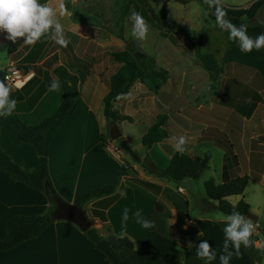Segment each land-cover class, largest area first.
I'll return each mask as SVG.
<instances>
[{"label":"crops","instance_id":"1","mask_svg":"<svg viewBox=\"0 0 264 264\" xmlns=\"http://www.w3.org/2000/svg\"><path fill=\"white\" fill-rule=\"evenodd\" d=\"M260 1L245 0L238 7L241 13L237 18L250 25L264 26ZM41 2L56 9L64 3L69 14L58 19L64 26L68 44L61 47L45 36L34 45L22 44L12 56L0 49V73L9 66L31 73L23 88H10L17 105L10 116L0 117V151L23 172L35 174L39 169L38 154L31 144L18 139V133L22 126H35L57 112L62 87L48 91L52 80L58 78L57 68L63 67L74 75L83 74L77 106L48 148L49 179L59 199L79 205L88 193L113 185L111 194L92 198L82 205L91 228L103 232L106 227L119 236L140 241L143 229L131 216L141 210L155 222V227L149 230L171 240L182 262L197 258L207 264H219V257L226 254L223 232L226 215L216 209V202L207 200L204 184L209 180L221 184L226 166L229 179L248 177L243 199L248 212L258 217L255 222L258 226L251 237L253 244L248 247L242 244L237 251L228 242L227 251L232 253L230 264H264L261 224L264 222V58L244 54L237 42L229 41L228 34L219 28L213 30L221 38L217 54L208 56L203 52L196 58L206 67L200 83L194 73L188 74L183 69L179 57L170 56L166 62L154 59L166 72V82L158 90H152L135 81L126 94L119 95L112 103L118 116L131 119L116 123L121 137L113 144L118 153L112 156L103 144L110 128L104 116V99L109 93L110 78L118 69L109 54L121 52V40L111 36L102 14L94 12V8H103V4H96L94 0ZM204 33L203 41L207 39V31ZM218 69L222 72L217 74ZM215 82L216 88L211 90ZM227 112L229 115L236 112L242 118L243 162L239 158L237 163H231L229 154L214 143L228 118L222 114L226 116ZM162 115L166 116L167 138L146 150L142 138ZM136 130L137 141L133 142L131 133ZM181 135L187 137V143L180 153L196 161L208 157L199 183L174 182L143 166L148 159L155 168L166 169L172 155L178 152L173 138ZM206 171L208 175L204 178ZM132 176L140 184L134 183ZM241 199L227 198L232 205ZM125 208L129 209L130 219L122 228ZM49 212L50 202L43 192L13 182L8 174L0 171V239L5 238V227L13 217L42 216ZM203 239L214 248L215 260L207 262L197 255L196 246ZM0 264L110 263L85 232L67 221L53 220L36 238L12 250L0 251Z\"/></svg>","mask_w":264,"mask_h":264},{"label":"trees","instance_id":"2","mask_svg":"<svg viewBox=\"0 0 264 264\" xmlns=\"http://www.w3.org/2000/svg\"><path fill=\"white\" fill-rule=\"evenodd\" d=\"M177 1L185 2V0ZM228 20L236 25L246 24L247 32L250 36L255 37L260 33H264V26L250 25L237 17H231ZM222 31L228 34L226 31ZM22 44L21 41L10 42L7 45L0 46V49L5 50L8 56H12ZM244 54L262 59L264 58V49L253 50L251 53ZM109 55L118 65L117 71L110 78L109 93L104 99V116L108 126L111 127L117 122L131 121L127 117L117 115L112 107L113 101L119 95L126 94L135 81H140L152 90H158L160 78L157 75L159 72H164L163 74L166 75V72L157 68L153 59L136 50L132 45L126 46L121 52L110 53ZM55 75L60 80L63 91L57 112L35 126H22L18 133L20 141L29 143L35 148L39 157L38 171L35 174L23 172L0 151V171L8 174L13 182H19L31 189L43 192L50 202V212L42 216L13 217L5 227V238L0 239V251L3 252L12 250L19 244L36 238L53 222L51 213L55 206L54 200L59 197L49 179L48 148L57 130L73 114L78 101V86L84 82L83 74H71L63 67L57 68ZM165 75L162 78L163 83L166 81ZM1 79L2 73H0ZM222 116L228 118H225L227 120L222 119V122L225 120L226 124L222 127L221 136L216 137L214 143L229 154L231 163H237L239 158H242L239 160L243 162L241 145L242 118L236 112L230 115L227 112L226 116L224 114ZM165 125L166 117L158 116L142 138V145L146 150L167 138ZM207 165L208 157H205L202 161H196L180 152L172 155L168 167L164 170L155 168L148 159L143 162V166L149 172L174 182H181L185 179L193 181L199 179ZM122 175L124 174L121 173ZM247 182V176L229 179L226 176V166H224L221 184L217 185L213 180L205 182L206 198L210 202H216V209L224 215L230 214L235 209L246 216L248 206L243 199V193ZM113 191V185L95 189L85 195L79 201V205H84L92 198L109 195ZM230 197H242V199L236 205H232L227 200ZM203 209L208 210L205 206ZM142 229L143 238L136 244L123 236L105 237L100 231L93 228L87 230L85 234L93 242L97 250L106 256L110 264H207L197 258L182 262L177 246L171 240L149 229Z\"/></svg>","mask_w":264,"mask_h":264},{"label":"rangeland","instance_id":"3","mask_svg":"<svg viewBox=\"0 0 264 264\" xmlns=\"http://www.w3.org/2000/svg\"><path fill=\"white\" fill-rule=\"evenodd\" d=\"M96 4H103V8H94V12L102 14L105 25L109 27L112 37H118L121 40V51L126 46L132 45L151 59H159L166 62L170 56L179 57L182 60L183 69L189 74L194 73L197 82H201V74L206 72L205 64H199L197 57L202 55L217 54L221 38L213 30L219 29L216 8L222 7L226 12L224 19L239 17L238 7L245 0H94ZM264 9V0L260 1ZM133 12L140 13L149 25V34L146 40L139 41L131 35L130 16ZM97 17V15H95ZM101 15L98 17L100 18ZM207 31V39L203 41L204 31ZM173 44V47L172 45ZM209 54H208V53ZM177 65H175L176 67ZM157 68H160L157 66ZM161 69V68H160ZM163 70V69H161ZM164 71V70H163ZM222 72L218 69L215 73ZM164 72L158 73L160 87L163 83ZM167 78V74L165 75ZM213 74H211V80ZM162 83V84H161ZM213 90L215 84H211ZM201 86V84H199ZM159 87V88H160ZM165 116V115H162ZM166 117V116H165ZM138 131H133L131 137L133 142L137 141ZM118 141H113L117 144ZM204 178L207 177V171ZM203 175V174H202ZM201 175V176H202ZM134 183H139L132 176ZM201 179V177L199 178ZM199 179L190 180L192 184L199 183ZM264 227V222L262 223ZM101 234L105 237L119 236L113 230L103 228ZM125 237V236H123ZM130 240L138 242L134 237Z\"/></svg>","mask_w":264,"mask_h":264},{"label":"clouds","instance_id":"4","mask_svg":"<svg viewBox=\"0 0 264 264\" xmlns=\"http://www.w3.org/2000/svg\"><path fill=\"white\" fill-rule=\"evenodd\" d=\"M69 14L64 3L59 4V8H53L41 0H0V33H6V38L16 43L21 41L25 45H34L42 37H49L57 45L66 47L68 40L65 37L64 26L60 23L58 17ZM215 15L219 27L228 33L229 41H236L241 52L251 53L253 50L264 49V33L255 37L248 35L247 25L233 24L230 20L224 19L226 12L222 7H217ZM131 32L130 35L139 41L146 40L149 34V25L144 17L133 12L130 16ZM61 87L59 79H54L48 86V91H56ZM17 101L11 97V89L0 81V117L10 116L16 109ZM175 150L183 152L187 143V137L181 135L174 137ZM126 195V193H121ZM130 219L129 209L125 208L122 214V228ZM131 219L144 229L155 227V222L146 218L141 210L132 213ZM255 231L254 223L246 218L240 211H233L224 216L223 232L225 236L224 255L219 257V264H230L232 256L228 252V242H231L237 251L241 245L245 247L253 244L251 237ZM124 233H122L123 235ZM201 236V233L199 234ZM197 255L205 258L207 262L216 259L214 248L210 247L206 239L196 246Z\"/></svg>","mask_w":264,"mask_h":264},{"label":"water","instance_id":"5","mask_svg":"<svg viewBox=\"0 0 264 264\" xmlns=\"http://www.w3.org/2000/svg\"><path fill=\"white\" fill-rule=\"evenodd\" d=\"M6 33H0V46L9 44L6 38ZM108 136L111 140L117 141L121 137L120 130L116 124L109 128ZM54 209L51 213L53 220L55 221H67L75 225L80 231L86 232L91 228L90 222L86 218L83 207L77 204H68L61 199L54 200ZM246 218L250 219L252 222H257L258 217L252 213H247Z\"/></svg>","mask_w":264,"mask_h":264},{"label":"built area","instance_id":"6","mask_svg":"<svg viewBox=\"0 0 264 264\" xmlns=\"http://www.w3.org/2000/svg\"><path fill=\"white\" fill-rule=\"evenodd\" d=\"M30 77L31 73L26 69L9 66L2 72V79L0 81H2L5 86L8 85L12 89H21L26 85ZM103 144L112 156L117 155L118 151L113 147L112 140L109 137L104 140ZM253 223L256 229L258 225L255 222Z\"/></svg>","mask_w":264,"mask_h":264}]
</instances>
